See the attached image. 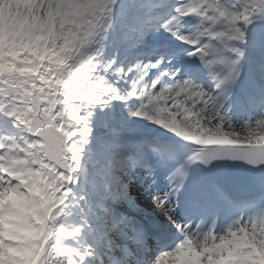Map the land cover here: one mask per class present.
<instances>
[{
	"label": "snow or ice",
	"instance_id": "1",
	"mask_svg": "<svg viewBox=\"0 0 264 264\" xmlns=\"http://www.w3.org/2000/svg\"><path fill=\"white\" fill-rule=\"evenodd\" d=\"M0 264H264V0H0Z\"/></svg>",
	"mask_w": 264,
	"mask_h": 264
},
{
	"label": "rangeland",
	"instance_id": "2",
	"mask_svg": "<svg viewBox=\"0 0 264 264\" xmlns=\"http://www.w3.org/2000/svg\"><path fill=\"white\" fill-rule=\"evenodd\" d=\"M130 186H131V184H130ZM130 188H129L130 192L132 193L133 196L137 197L138 202L140 203L142 208H144L148 212H151L155 208V205H153V207L151 205L152 208H150L149 205H147L148 203H146V202H147L148 198L146 197L147 199H144V196L142 195V193L139 190H137L136 187H130Z\"/></svg>",
	"mask_w": 264,
	"mask_h": 264
},
{
	"label": "bare ground",
	"instance_id": "3",
	"mask_svg": "<svg viewBox=\"0 0 264 264\" xmlns=\"http://www.w3.org/2000/svg\"><path fill=\"white\" fill-rule=\"evenodd\" d=\"M144 199H147L146 196H144ZM146 203H148L147 205H149L150 208L153 207V204H152V202H151V199L148 198V200H147ZM151 205H152V207H151ZM146 207H147V206H146ZM149 210H150V209H149Z\"/></svg>",
	"mask_w": 264,
	"mask_h": 264
}]
</instances>
